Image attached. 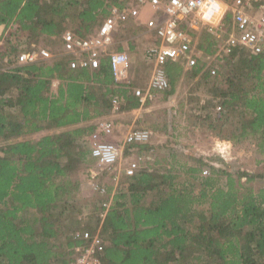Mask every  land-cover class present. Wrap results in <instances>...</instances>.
Returning <instances> with one entry per match:
<instances>
[{
    "label": "trees",
    "instance_id": "16d2710c",
    "mask_svg": "<svg viewBox=\"0 0 264 264\" xmlns=\"http://www.w3.org/2000/svg\"><path fill=\"white\" fill-rule=\"evenodd\" d=\"M112 6L122 9L126 4L122 0H0V19L7 22L0 38L4 36L0 264H69L72 248L81 243L71 234L82 208L90 204L97 212L96 223L88 229L100 224L99 212L107 198L80 197L94 162L87 138L96 124L78 125L139 108L142 103L132 90L134 83L116 81L105 55L98 68H72L71 56L20 64L19 55L35 48L60 53L67 30L80 37L96 33ZM230 20L228 11L224 23L229 26ZM213 42L214 37L205 32L199 46L209 51ZM121 49L119 41L109 51ZM165 72L169 86L153 90V98L157 94L170 101L180 82L188 86L179 105L189 132L228 140L243 149L254 147V162L264 165L263 55L238 49L216 75L203 66L184 70L181 63L171 61ZM53 79L60 81L57 92L52 90ZM115 97L120 98L116 108ZM174 121L158 112L138 121L143 124L139 129L164 133L166 140L129 144L125 154L135 151L140 156L162 148L168 154L141 166L134 175H120L100 230L105 240L102 264H264V172L235 168L220 155L207 157L193 150L176 154L179 125ZM65 127L71 128L21 139ZM110 171L115 166L104 172Z\"/></svg>",
    "mask_w": 264,
    "mask_h": 264
},
{
    "label": "built area",
    "instance_id": "2783aa9c",
    "mask_svg": "<svg viewBox=\"0 0 264 264\" xmlns=\"http://www.w3.org/2000/svg\"><path fill=\"white\" fill-rule=\"evenodd\" d=\"M126 7L112 6L98 31L88 37H80L72 30L63 34V50L56 54L45 48H35L19 55L20 64H30L51 60L56 57L71 56L70 66L98 68L102 57L108 56L111 72L118 82L128 81L129 55L122 51L110 52L114 35L130 18L140 19L148 10L161 11L160 17L149 18L146 27L154 32L155 40L146 49V58L152 65V74L145 90H134L141 100L153 98V90H165L169 82L165 72L168 61L179 62L184 67L203 66L211 75L219 73L220 65L232 53L244 48L254 55L264 56V0H122ZM231 12V23L226 25L224 17ZM204 29L215 42L209 51L199 46L204 37ZM60 87L58 79L52 80V90ZM119 97L113 99L118 107ZM220 109V107H219ZM115 124L107 117L97 120L95 131L87 138L94 166L90 169V182L87 194L106 197L101 205L99 226L90 230L85 224L71 234L80 244L72 248L69 264H102L101 255L105 240L101 235L105 219L114 197L122 172L120 161L123 148L132 143H147L153 132L147 129H131L123 136L122 145L113 140ZM230 144V143H228ZM227 147H230L227 146ZM226 147L222 149V152ZM141 158H139L140 160ZM115 166L113 186L102 184L100 170ZM140 168L135 160L124 169V174L134 175ZM204 173H207L205 171ZM85 194V191H84Z\"/></svg>",
    "mask_w": 264,
    "mask_h": 264
},
{
    "label": "rangeland",
    "instance_id": "374dc122",
    "mask_svg": "<svg viewBox=\"0 0 264 264\" xmlns=\"http://www.w3.org/2000/svg\"><path fill=\"white\" fill-rule=\"evenodd\" d=\"M154 38L148 37L145 41H136L134 40V46L136 47L134 49L133 53L127 52L129 55V61H130V67L131 68V74H132V82L137 88L143 89V87H147L148 79L150 80L151 74H152V67L148 63L149 60L146 58V49L151 44V42H154ZM118 42L120 40H117ZM58 49V47H57ZM147 59V60H146ZM148 61V62H147ZM138 78V83L137 82ZM135 79V81H134ZM145 80L146 85L140 86V84H144L143 82ZM143 82V83H141ZM188 89L189 87L185 84L181 83L178 86V89L176 91V94L171 98L170 101H163L160 100L158 95H154V98L151 102L148 104L144 102V106L138 110V113L136 114L137 123L134 127L140 128L142 125L138 123V121L145 116H148L152 114L153 112H158V115L161 114L162 116L164 114L167 115L168 120L175 118V123L179 125L177 127L178 130H176V138L175 140L178 141L179 145L175 146L176 154L183 155L181 152L182 150H193L195 153L202 154L204 156H215L220 155L226 162L232 164L235 168H243V169H249L250 171H262L264 172V165H257L254 160L257 158V154L255 152L254 147L250 149H243L240 147H235L230 141L220 139L218 137L209 136V138H205L199 134H192L189 132L184 126H183V118L185 116L180 111V105L179 102L183 99L185 95H188ZM120 122L119 120H117ZM117 124V130L116 135L117 137H122L125 132H127V128L132 125H128L126 123L123 124ZM153 132L152 138L150 140V143L153 144H159L163 143L166 140V135L164 133L157 132L155 130H152L151 128L148 129ZM200 133V132H199ZM32 139L39 138V135H36L34 137H31ZM123 138V137H122ZM230 143V144H228ZM230 147H227L229 146ZM226 147V150L222 152V149ZM168 154L167 151L162 149H154L151 151L145 152L143 155H140L135 152L131 151L129 154H125V150L122 153V159L120 161V166L122 168L121 174L124 173V169L130 164V162H133L135 160L139 161L140 167L145 165L146 163H149L150 161H154L155 158L160 157L162 155ZM183 157V156H182ZM139 158H141L139 160ZM94 166V162L92 164ZM92 166L88 169V172L86 174V179L84 182V185L81 189L80 197L83 200L86 201H93L96 200V198H99L97 195L89 196L87 194V189H89L88 183L90 182V169ZM115 172V171H113ZM110 171L109 173H106L102 170H100V174L98 177V180L102 184H106L111 186L113 179H110V175L113 173ZM111 182V183H110ZM85 191V194H84ZM82 214L79 216V223L77 224V228H80L82 224H85L87 227H93V225L96 223V214L95 212V206L88 204L82 208Z\"/></svg>",
    "mask_w": 264,
    "mask_h": 264
},
{
    "label": "crops",
    "instance_id": "0c3cea01",
    "mask_svg": "<svg viewBox=\"0 0 264 264\" xmlns=\"http://www.w3.org/2000/svg\"><path fill=\"white\" fill-rule=\"evenodd\" d=\"M160 15H161V11H156L155 12V11H152V10H148V12L147 13H144L140 19L130 18L126 23H124L120 27V29L118 30V32L115 33L116 35H115V40H114V44L113 45H115L117 47L118 44H119V42L117 41L116 37H122L123 39H120V42H122V49L119 50V51L126 52V53L127 52L133 53L134 52V49L136 48L134 46V44H133L134 43V40L136 41V39H137L138 41H145L148 37L155 38L154 32H151V31H149L147 29V27H146V21L149 18H156V17L159 18ZM205 32H207L206 29H204L203 34ZM3 39H4V36H3L2 40L0 41V43H1L0 45L3 44ZM200 42H201V40H200ZM58 48L61 49L62 46H59ZM58 58L60 59L61 56L60 57H56V59H58ZM51 60H49V61H51ZM148 63L152 67L151 63L150 62H148ZM130 67H132V66H130V64H129V68H128V81L129 82H131L132 79H133L132 74H131V68ZM184 70H187V68L184 67ZM134 81H135V79H134ZM147 81L149 83V79ZM137 82H138V78H137ZM143 82H145V80ZM143 82H141V83H143ZM138 83H140V82H138ZM148 83H147V86H148ZM145 85H146V82L144 84H140V86H142V87L145 86ZM146 88L147 87H145V88L143 87L142 90H145ZM136 89H138V88L133 84L132 85L133 92ZM145 100H141L140 99V101H141L142 104H141V106L139 108L132 109V110H129V111L120 112V113H113V114H111L109 116H106L107 118L111 119L113 121V123L115 124V134L113 136V140L115 142H117L120 145H122V140H123L122 137L124 136L123 135L122 137H119V136L117 137V135H116V130H117V124H116V122H118L117 120L120 121V122H118V124L126 123L127 126L128 125H132V126H129L127 128V130H126L127 132L129 130H131V129H139V128L134 127L136 125V123H137L136 114L138 113V110H140V108L144 106ZM103 117L104 116L92 118V119L89 120V122L81 123L78 126L85 125L86 123H88V124H92V123L96 124L97 120L100 119V118H103ZM69 128H71V127H69ZM69 128L68 127H65L63 129L44 130L42 132H38V133H35L33 135H30V136L21 137V139L22 138H24V139L25 138H31V137H34L36 135H39V137H40V136L45 135V134H50V133H54L56 131L58 132L60 130H65V129H69ZM126 147L127 146H125L123 148V151L125 150Z\"/></svg>",
    "mask_w": 264,
    "mask_h": 264
},
{
    "label": "bare ground",
    "instance_id": "6f19581e",
    "mask_svg": "<svg viewBox=\"0 0 264 264\" xmlns=\"http://www.w3.org/2000/svg\"><path fill=\"white\" fill-rule=\"evenodd\" d=\"M7 26V22H5L4 20L0 19V38L3 34V32L5 31V27Z\"/></svg>",
    "mask_w": 264,
    "mask_h": 264
}]
</instances>
